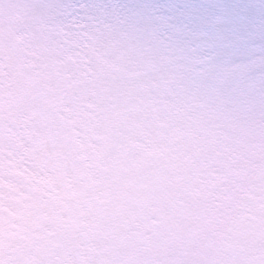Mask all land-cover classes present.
<instances>
[{"label": "snow or ice", "instance_id": "6c2138e0", "mask_svg": "<svg viewBox=\"0 0 264 264\" xmlns=\"http://www.w3.org/2000/svg\"><path fill=\"white\" fill-rule=\"evenodd\" d=\"M0 264H264V0H0Z\"/></svg>", "mask_w": 264, "mask_h": 264}]
</instances>
